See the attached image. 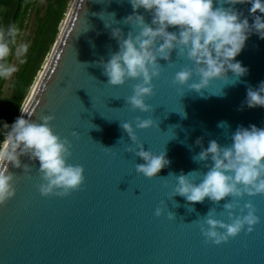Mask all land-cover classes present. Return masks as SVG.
<instances>
[{
	"label": "water",
	"instance_id": "95a60500",
	"mask_svg": "<svg viewBox=\"0 0 264 264\" xmlns=\"http://www.w3.org/2000/svg\"><path fill=\"white\" fill-rule=\"evenodd\" d=\"M223 7H234L243 13L241 19L246 17L250 26L253 23L251 4ZM132 12L128 0H72L21 112L37 123L45 116L54 118L50 126L70 142L68 163L83 167L84 184L63 198L44 197L37 187L42 183L38 161L20 158L22 164L35 165L29 173L9 165L16 192L0 205V264H264V195L239 201L241 207L251 202L257 209L260 223L253 231L214 245L205 242L195 221L215 207V218L227 223V213H221L228 198L220 205L207 198L188 205L183 197L172 199L176 180L168 176L207 171L191 158L201 150L195 145L197 138L203 137L206 149L213 139L221 145L231 143L237 126L264 128V108L250 109L244 103L247 87L256 89L264 82V39L252 33L235 58L248 69L247 75L226 86L214 82L202 95L186 87L178 91L179 86L172 83L175 73L188 64L176 59L174 51L172 66L159 61L161 75L152 82L154 95L145 101L153 111L140 113L125 104L136 82L109 86L98 66L101 59L107 62L110 53L119 50L112 29L119 28L125 38L132 30L122 22ZM137 14L151 23V15L143 9ZM221 90L224 95L218 96ZM137 117L151 119L152 126L137 129ZM125 122L133 125L137 145L145 151L166 152L170 165L156 178L136 173V164L144 161L128 152L136 145L120 127ZM220 122L229 129L219 128ZM157 207L164 208L159 218L154 215ZM169 211L175 219L167 218Z\"/></svg>",
	"mask_w": 264,
	"mask_h": 264
},
{
	"label": "clouds",
	"instance_id": "9594fccd",
	"mask_svg": "<svg viewBox=\"0 0 264 264\" xmlns=\"http://www.w3.org/2000/svg\"><path fill=\"white\" fill-rule=\"evenodd\" d=\"M128 2L133 12L122 22L131 26L132 30L125 38L119 28L112 29V38L117 40L119 50L110 53L107 62L101 59L98 66L103 69L102 74L107 77L109 86H123L129 80L136 82L132 85V94L125 100L132 111H153L152 106L145 101L154 95L152 82L161 75L162 65L159 61L163 60L166 65L172 66L174 62L171 56L174 51L176 59L186 60L188 64L175 73L172 83L179 86L178 91L186 87L188 91L202 95V90H207L214 82H223L226 86L239 82L241 77L247 75L248 69L235 58L252 33L264 39V0H215L216 7L214 0ZM246 3L251 4V26L246 17L241 19L242 12L234 7H223L225 4L234 6ZM139 9L151 15L150 24L143 15L137 14ZM110 15L114 17L115 14ZM169 28L178 31L170 32ZM18 35L19 28L16 24L0 26V79H8L18 71L15 65L8 62L13 49L17 58L25 56L29 50L28 44L17 43ZM229 73L232 74L231 78ZM223 95L221 90L218 96ZM244 103L250 109L264 108V82L256 89L247 87ZM21 113L10 126L3 124L6 132L0 142V205L6 204L16 192L15 174L9 171V165L17 169L23 168V173H29L35 166L22 164L21 157H27L30 162H39L38 173L42 183L37 187L41 196L55 195L63 198L81 190L84 169L68 163L72 155L71 144L54 133L50 126L54 118L45 116L37 123L25 119L23 114L27 113ZM182 118H186L185 113ZM134 123L137 129L143 130L150 128L153 121L137 117ZM217 126L229 129L226 122H220ZM120 127L130 138L132 145H136L135 148L129 147L128 152L144 161L136 164L137 174L153 179L170 165L165 151L154 154L145 151L143 145H137L131 123H120ZM73 135L77 134L73 132ZM230 141L227 145H221L213 139L205 149L203 137L197 138L195 145L201 150L191 158L195 163H203L207 171L168 174L176 180L172 199L180 196L188 205H194L203 203L207 198L211 204L220 205L221 201L228 198L223 203L221 213H227V223L215 218V207L209 208L202 219L195 221L205 242L214 245L227 243L230 238H235L245 230L251 233L260 223L253 204L248 202L241 207L239 201L245 196L264 195V128H257L255 125H249L248 128L237 126L235 132L231 133ZM163 212V207H157L154 215L159 218ZM167 218L173 220L175 215L169 211Z\"/></svg>",
	"mask_w": 264,
	"mask_h": 264
},
{
	"label": "trees",
	"instance_id": "16d2710c",
	"mask_svg": "<svg viewBox=\"0 0 264 264\" xmlns=\"http://www.w3.org/2000/svg\"><path fill=\"white\" fill-rule=\"evenodd\" d=\"M19 0H0V26H10L11 19ZM72 0H46L43 7L36 5V0H22L14 24L19 28L20 35L26 29L33 15V32L28 37L27 54L18 58V71L8 79H0V135L3 138L6 130L3 124L9 126L19 117L36 79L48 59L56 41L60 27L68 12ZM16 56L11 55L8 62L13 64ZM23 61V62H21ZM7 83V92L4 86Z\"/></svg>",
	"mask_w": 264,
	"mask_h": 264
},
{
	"label": "rangeland",
	"instance_id": "374dc122",
	"mask_svg": "<svg viewBox=\"0 0 264 264\" xmlns=\"http://www.w3.org/2000/svg\"><path fill=\"white\" fill-rule=\"evenodd\" d=\"M45 1L46 0H36V5L38 7H43L44 4H45ZM33 15L34 13L32 14V17L30 18V20L28 21V24H27V27L26 29L21 33L20 35V41H19V44L21 43H25L28 39V37L32 34L33 32ZM19 63L18 61V58L15 57L14 60H13V65L17 66V64ZM7 83L5 84L4 86V94L7 95L8 92H7Z\"/></svg>",
	"mask_w": 264,
	"mask_h": 264
}]
</instances>
